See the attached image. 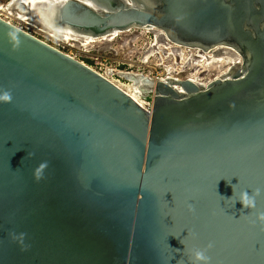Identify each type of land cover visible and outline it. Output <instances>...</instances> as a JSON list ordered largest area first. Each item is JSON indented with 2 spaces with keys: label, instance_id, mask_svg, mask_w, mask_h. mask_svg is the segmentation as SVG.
Segmentation results:
<instances>
[{
  "label": "water",
  "instance_id": "1",
  "mask_svg": "<svg viewBox=\"0 0 264 264\" xmlns=\"http://www.w3.org/2000/svg\"><path fill=\"white\" fill-rule=\"evenodd\" d=\"M43 15L95 39L146 28L228 46L242 65L206 87L122 74L154 94L146 110L0 17V264H190L209 243V264H264V0H63Z\"/></svg>",
  "mask_w": 264,
  "mask_h": 264
},
{
  "label": "built area",
  "instance_id": "2",
  "mask_svg": "<svg viewBox=\"0 0 264 264\" xmlns=\"http://www.w3.org/2000/svg\"><path fill=\"white\" fill-rule=\"evenodd\" d=\"M150 47V49L139 50L138 62L147 68L146 72H134L132 60H128V58L106 69L88 66L131 96L143 108L150 110L154 94L150 97H142L139 92H135L136 88L132 82L124 79L122 74H140L153 81H164L167 78L187 79L199 86L206 87L211 81L226 74L231 66L242 65L241 55L235 49L224 45H217L204 52L199 48L178 45L168 39L158 42L155 37ZM106 60L107 58L104 57L103 61Z\"/></svg>",
  "mask_w": 264,
  "mask_h": 264
},
{
  "label": "rangeland",
  "instance_id": "3",
  "mask_svg": "<svg viewBox=\"0 0 264 264\" xmlns=\"http://www.w3.org/2000/svg\"><path fill=\"white\" fill-rule=\"evenodd\" d=\"M18 1L22 2V0H0L1 17L96 69L109 68L128 58L132 60L134 72H146L147 68L138 62L139 50L150 49L155 37L158 42L165 40L156 29L146 28H134L93 41H85L84 38L67 39L51 31L46 23L43 10L49 2L38 3V0H35L34 4L22 2L26 4V8L30 7L29 13H24L18 8ZM152 48L154 50L155 46ZM104 57L107 58L106 61H103Z\"/></svg>",
  "mask_w": 264,
  "mask_h": 264
},
{
  "label": "clouds",
  "instance_id": "4",
  "mask_svg": "<svg viewBox=\"0 0 264 264\" xmlns=\"http://www.w3.org/2000/svg\"><path fill=\"white\" fill-rule=\"evenodd\" d=\"M12 39H15L13 36ZM18 43V41H17ZM12 96L9 91L0 92V102H11ZM234 194V189H233ZM260 194V189H254L252 194H249L248 191H241L239 193L238 201L242 204L245 209H255L256 208V199L255 197ZM233 196V195H232ZM232 196L226 198L227 200H232ZM236 200V201H237ZM236 201H233V206ZM190 210L192 205H189ZM259 222L261 225H264V211H257L255 214V221ZM212 245L209 243L205 249L194 248L191 250L189 255L190 264H209L210 257L206 255V249L211 248Z\"/></svg>",
  "mask_w": 264,
  "mask_h": 264
},
{
  "label": "bare ground",
  "instance_id": "5",
  "mask_svg": "<svg viewBox=\"0 0 264 264\" xmlns=\"http://www.w3.org/2000/svg\"><path fill=\"white\" fill-rule=\"evenodd\" d=\"M45 1H47V3L49 2V3L53 4V3L61 2L63 0H38L37 2L39 3V2H45ZM22 2H28V4H34L36 1L35 0H22ZM22 12L29 13V12H26L24 10H22ZM22 19H25V18H22ZM48 26H49L51 31H53L59 35H62L67 39H69V38L70 39H72V38L73 39L84 38L85 41H93L95 39V38H91V37H87V36H80V35L74 33L73 31H71L70 29H68L67 27H54V26H51L49 23H48ZM117 33H119V32L113 33L112 35H116ZM133 86L136 88L135 92H139V89L137 88V86H135L134 84H133Z\"/></svg>",
  "mask_w": 264,
  "mask_h": 264
}]
</instances>
